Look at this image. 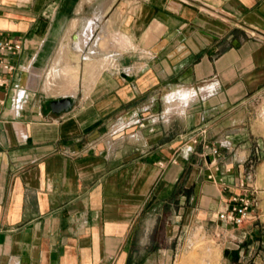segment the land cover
Masks as SVG:
<instances>
[{
	"label": "crops",
	"instance_id": "obj_1",
	"mask_svg": "<svg viewBox=\"0 0 264 264\" xmlns=\"http://www.w3.org/2000/svg\"><path fill=\"white\" fill-rule=\"evenodd\" d=\"M103 3L0 0V40L22 44L0 74V264H180L248 181L247 136L229 128L264 91V0L120 6L133 49L51 113L42 73Z\"/></svg>",
	"mask_w": 264,
	"mask_h": 264
},
{
	"label": "rangeland",
	"instance_id": "obj_2",
	"mask_svg": "<svg viewBox=\"0 0 264 264\" xmlns=\"http://www.w3.org/2000/svg\"><path fill=\"white\" fill-rule=\"evenodd\" d=\"M136 1L104 0L102 6H99L97 10H92L84 14L86 17L91 16V20H95H93L96 25L94 35L99 36V39H102L104 44L100 45L101 47H95L93 49L95 54L88 61L83 62L87 68L89 67L88 65H91V63L88 64L90 61L92 64L95 61L94 75L88 76L86 74L88 71L85 73L80 72L79 68L76 67L75 69H70L73 79L77 78L78 81L80 77L82 84L91 81L92 77H95L101 68L108 66L109 61L106 57L109 51L113 50L117 53L124 51L117 50L110 45L108 47L106 42L114 32L120 33L118 30L121 25L120 6L128 5L129 9H132ZM84 27L85 23H78L71 37L81 34ZM108 34L109 36L107 38ZM70 43V36H67L62 44L68 45L64 51V53L67 51L66 55L63 53L65 59L68 60V63L75 64L76 66L82 65L81 52L75 53ZM89 49L91 50L90 46L85 51ZM50 66L48 70H50ZM48 70L42 73L39 82L41 91L38 93H41L46 98V101L50 102L52 99H57L62 96L58 94L57 90V85L60 84L58 79L53 84L54 86L51 84L50 89L46 88L44 83ZM80 94H82L81 91L74 97L77 98ZM233 118L235 125L229 128V130H233L234 133L243 132L247 136L248 149L252 150L245 162L248 164L246 174L248 181L246 184L249 192L252 193L251 199L253 200V207L250 210L246 222L240 227L225 224L218 219V221H208L205 230L209 238L206 240L198 239L199 232L195 233L194 231L196 240L192 244V252L186 259H182L180 264H264V91L254 95L248 100L246 105L235 111ZM215 232H218V235ZM200 251L203 253L202 255H199Z\"/></svg>",
	"mask_w": 264,
	"mask_h": 264
},
{
	"label": "bare ground",
	"instance_id": "obj_3",
	"mask_svg": "<svg viewBox=\"0 0 264 264\" xmlns=\"http://www.w3.org/2000/svg\"><path fill=\"white\" fill-rule=\"evenodd\" d=\"M72 25H73L72 28L74 29L76 27V23H73ZM93 31H94V27L89 25V27L87 28L88 33H85L86 31L84 32L82 31V33L79 36L77 35L71 38L70 46L73 48L75 53L81 52V50L87 45L88 42L87 38L88 36H90V34ZM99 38H100L99 36L94 37V43L96 44V46H100L104 44V41ZM108 39L109 40L106 42L108 47L109 45L114 46L116 49L120 51L123 50L125 51V49L127 50L128 48L132 47L130 40L126 38L123 34L114 33L113 35H110ZM67 46L68 45L65 44L63 47H61L59 52L60 55L53 61L50 71L45 77L44 84L46 85L47 89H50L51 84L52 85L55 84L56 80L58 79L60 82V84L57 85L58 93L60 95H64V97H66V95L74 97L80 91V87H79V83H77L78 82L77 78L73 79L72 74L70 72V69H74L72 68L73 65L70 64L67 65L68 64L67 59H65V56L63 54ZM81 54H82L81 64L84 61L85 62L88 61L89 58L92 56L90 52H81Z\"/></svg>",
	"mask_w": 264,
	"mask_h": 264
},
{
	"label": "built area",
	"instance_id": "obj_4",
	"mask_svg": "<svg viewBox=\"0 0 264 264\" xmlns=\"http://www.w3.org/2000/svg\"><path fill=\"white\" fill-rule=\"evenodd\" d=\"M22 44L17 41L0 40V74L8 73L12 71V66L9 62V58L20 52ZM4 80L0 76V86H3ZM205 132V128L201 129ZM211 153L215 156L219 155V150L211 147ZM242 193L239 196H235L232 199V205L227 207L224 211L217 214V219L225 224H230L236 227L242 226L249 216L250 210L253 207V200L251 199L250 192L247 190V184L245 181H241L239 184Z\"/></svg>",
	"mask_w": 264,
	"mask_h": 264
},
{
	"label": "water",
	"instance_id": "obj_5",
	"mask_svg": "<svg viewBox=\"0 0 264 264\" xmlns=\"http://www.w3.org/2000/svg\"><path fill=\"white\" fill-rule=\"evenodd\" d=\"M74 104L75 97L66 96L57 99H52V101L48 103V109L51 113L59 115L62 113H66L67 111L72 109Z\"/></svg>",
	"mask_w": 264,
	"mask_h": 264
}]
</instances>
